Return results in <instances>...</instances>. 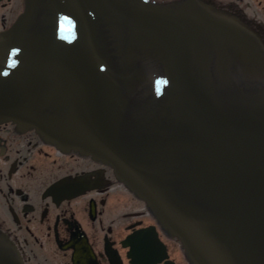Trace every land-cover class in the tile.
Masks as SVG:
<instances>
[{"label": "water", "instance_id": "obj_1", "mask_svg": "<svg viewBox=\"0 0 264 264\" xmlns=\"http://www.w3.org/2000/svg\"><path fill=\"white\" fill-rule=\"evenodd\" d=\"M8 120L112 167L192 264H264V54L210 4L24 0L0 32ZM3 240L0 264H23ZM128 244L161 258L148 229Z\"/></svg>", "mask_w": 264, "mask_h": 264}, {"label": "flooded vegetation", "instance_id": "obj_2", "mask_svg": "<svg viewBox=\"0 0 264 264\" xmlns=\"http://www.w3.org/2000/svg\"><path fill=\"white\" fill-rule=\"evenodd\" d=\"M202 1L235 20L264 54V0ZM23 9L24 0H0V32ZM83 175L82 183L67 184L77 192L49 190L64 178ZM144 229L156 233L163 249L152 264H192L181 242L112 167L60 150L32 128L0 122V237L23 264H132L125 243Z\"/></svg>", "mask_w": 264, "mask_h": 264}]
</instances>
